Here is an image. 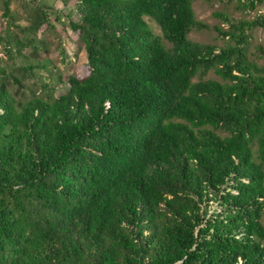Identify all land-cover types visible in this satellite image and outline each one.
I'll use <instances>...</instances> for the list:
<instances>
[{"label":"trees","instance_id":"1","mask_svg":"<svg viewBox=\"0 0 264 264\" xmlns=\"http://www.w3.org/2000/svg\"><path fill=\"white\" fill-rule=\"evenodd\" d=\"M59 1L23 0L24 33L65 17L84 47L87 75L56 78L59 97H13L33 66L0 37V264H264V66L247 57L264 16L216 14L220 47L189 35L210 30L194 3L221 0Z\"/></svg>","mask_w":264,"mask_h":264},{"label":"rangeland","instance_id":"2","mask_svg":"<svg viewBox=\"0 0 264 264\" xmlns=\"http://www.w3.org/2000/svg\"><path fill=\"white\" fill-rule=\"evenodd\" d=\"M45 2L47 4L55 3V7L61 11L63 8L59 0H40V3ZM11 14L14 16V22L8 23V20L4 17V7L0 5V37L3 39L16 36L18 38L19 46L21 47V55L16 57V62L19 65L28 70L30 66H33V71L30 73L31 77H26L24 73L21 76L22 84L24 86V98L16 96V85L10 88L13 97L16 100L28 101L35 97L46 96L49 93V89L56 90V97L66 92L64 85L58 84L56 78L77 76L84 77L88 72V60L84 47L80 44L77 35L70 28V21L67 18L62 17L61 23H58L55 17H52V24L55 29H48L44 32L42 30H35V35H28L23 30L31 28V21H34V7L26 6L23 0H12L10 5ZM194 11L196 19L203 24L209 26L208 31H192L189 35V39L193 42L204 45H215L223 47L226 45L227 39H223L213 28L218 27L223 30H227L229 24L220 17H216V14H222L226 16L232 22H238L241 20H254L259 16H264V0L260 3H255L253 9H244L239 6L237 0H221L214 1L211 4L205 1H196L194 3ZM76 17V16H75ZM150 28L155 34L161 35L159 28L150 21ZM8 23V24H7ZM13 24V25H12ZM250 35L249 45L247 47V57L250 61H255L259 66H264V28H257L254 31L248 33ZM27 38L35 39L38 41H44V46H39L40 49H31L27 44H23ZM17 41L14 42L17 44ZM16 46V45H15ZM2 47H0L1 49ZM3 57L2 51H0V58ZM2 59H5L4 57ZM10 63L11 70H15L14 65ZM29 73V71H28ZM29 78V79H28ZM204 80H215L222 82L221 78L214 72H210ZM1 81V78H0ZM44 86H47L48 90L44 92L41 90ZM220 134L224 135L223 132ZM259 162V161H258ZM209 216H213L214 212L221 213V209L217 202L210 204ZM210 218V217H209ZM264 225V215L262 218Z\"/></svg>","mask_w":264,"mask_h":264}]
</instances>
